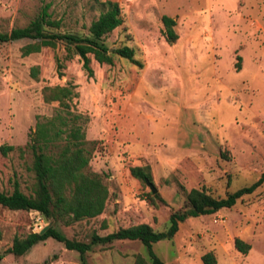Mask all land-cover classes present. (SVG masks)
<instances>
[{
    "label": "rangeland",
    "instance_id": "obj_1",
    "mask_svg": "<svg viewBox=\"0 0 264 264\" xmlns=\"http://www.w3.org/2000/svg\"><path fill=\"white\" fill-rule=\"evenodd\" d=\"M98 1L0 0V31L25 26L46 7L60 24L45 28L86 36L103 8ZM112 1L123 21L102 42L109 52L131 47L140 67L112 54L111 64L90 57L88 72L77 55L65 56L61 43L28 55L20 49L33 39L0 43V145L13 147L0 151V191L9 193L16 181L31 194V155L23 146L35 116L57 107L42 101L41 88L74 85L70 106L87 117L85 138L95 141L89 167L103 175L108 195L94 218L50 225L84 242L93 232L138 223L165 230L190 188L221 198L264 170V0ZM162 15L174 20L172 41ZM135 165L149 167L159 198L130 175ZM48 222L37 212L0 206V252ZM235 237L249 244L245 254L234 248ZM151 249L163 264H202L207 251L216 264H264V181L229 208L186 218ZM135 254L149 262L137 239L97 244L80 256L46 238L23 255L4 254L0 264H132Z\"/></svg>",
    "mask_w": 264,
    "mask_h": 264
},
{
    "label": "trees",
    "instance_id": "obj_2",
    "mask_svg": "<svg viewBox=\"0 0 264 264\" xmlns=\"http://www.w3.org/2000/svg\"><path fill=\"white\" fill-rule=\"evenodd\" d=\"M98 2L103 8L90 21L86 36L54 32L45 28L58 27L60 22L50 19L46 7H43L41 12L25 26L0 31V43L23 38L35 40L21 46V55L38 52L41 47L53 48L57 43H61L65 56L70 58L72 55H77L82 67L88 72H90V57L99 64H111L112 54L140 67L141 63L134 58L131 47L122 45L109 52V48L102 42V38L121 25L123 19L116 1ZM161 22L166 39L174 40L176 38L173 30L174 20L162 15ZM60 68L61 64L57 61L56 70L59 76L62 75ZM37 70L36 65L30 67L29 74L32 78H36ZM40 93L43 102H56L57 107L49 116H35L33 128L29 130L28 139L23 146L31 155L29 166L33 173L31 194L23 193L14 181L9 193L0 191V206L11 210L34 211L40 214L45 221L60 220L65 225L73 221L94 218L103 211L108 191L103 175L89 167L95 141L85 138L84 125L87 117L71 109L70 102L77 96L74 85L69 83L44 85ZM12 148L10 145H0L2 153ZM129 173L143 183L145 180L152 183L150 169L147 165L131 166ZM263 181L264 170L251 184L239 187L221 198L211 196L202 188H190L184 195V208L169 214L165 230L155 231L147 223H138L119 227L104 235L93 232L89 240L84 242L69 239L50 225L42 233L32 231L23 237H13L11 243L0 252V258L4 254L23 255L33 245L46 238H52L61 243L67 250L77 251L80 256L97 244L137 239L146 247L149 262H146L141 255L135 254L132 264H163L152 252V243L161 239H170L177 231L178 223L188 217L212 214L221 208L231 207L237 199L250 194ZM149 194H151L150 190ZM151 197L159 198V195L155 192ZM233 246L242 254L249 249V244L237 237L233 239ZM200 261L202 264H216L214 255L209 251L200 256Z\"/></svg>",
    "mask_w": 264,
    "mask_h": 264
},
{
    "label": "water",
    "instance_id": "obj_3",
    "mask_svg": "<svg viewBox=\"0 0 264 264\" xmlns=\"http://www.w3.org/2000/svg\"><path fill=\"white\" fill-rule=\"evenodd\" d=\"M146 185L148 186L149 190L151 193H155L156 192V188L154 187V185L152 183H150L149 181L145 180ZM50 222L51 220H49L48 224L44 225L39 231H37L38 233H42L46 228H48L50 226Z\"/></svg>",
    "mask_w": 264,
    "mask_h": 264
}]
</instances>
